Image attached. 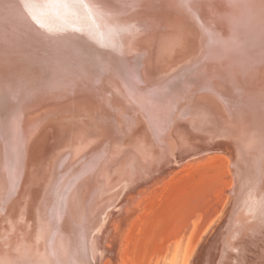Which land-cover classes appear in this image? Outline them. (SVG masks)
<instances>
[{
    "label": "bare ground",
    "instance_id": "bare-ground-1",
    "mask_svg": "<svg viewBox=\"0 0 264 264\" xmlns=\"http://www.w3.org/2000/svg\"><path fill=\"white\" fill-rule=\"evenodd\" d=\"M211 152L221 212L153 264H264V0H0V264H120L144 196Z\"/></svg>",
    "mask_w": 264,
    "mask_h": 264
},
{
    "label": "rangeland",
    "instance_id": "rangeland-1",
    "mask_svg": "<svg viewBox=\"0 0 264 264\" xmlns=\"http://www.w3.org/2000/svg\"><path fill=\"white\" fill-rule=\"evenodd\" d=\"M185 163L146 194L144 204L131 214L121 239L120 264H153L185 228L194 239L221 212L230 182L227 158L211 152ZM111 254L102 264H110Z\"/></svg>",
    "mask_w": 264,
    "mask_h": 264
},
{
    "label": "water",
    "instance_id": "water-1",
    "mask_svg": "<svg viewBox=\"0 0 264 264\" xmlns=\"http://www.w3.org/2000/svg\"><path fill=\"white\" fill-rule=\"evenodd\" d=\"M25 58V57H24ZM26 59V58H25ZM35 66V65H34ZM47 124H44L31 138V140L29 141L30 145H33L39 141H41V139L43 138L42 136H44L45 132H47L49 130V127H47ZM113 253V252H112ZM112 255V254H111ZM114 257L112 255L111 258V264H114Z\"/></svg>",
    "mask_w": 264,
    "mask_h": 264
},
{
    "label": "snow or ice",
    "instance_id": "snow-or-ice-1",
    "mask_svg": "<svg viewBox=\"0 0 264 264\" xmlns=\"http://www.w3.org/2000/svg\"><path fill=\"white\" fill-rule=\"evenodd\" d=\"M63 6L64 7H70L71 5L69 3H65Z\"/></svg>",
    "mask_w": 264,
    "mask_h": 264
}]
</instances>
